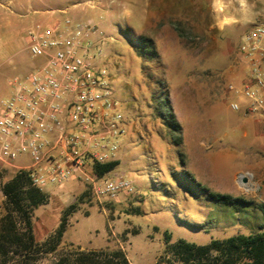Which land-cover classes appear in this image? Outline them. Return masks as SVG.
<instances>
[{"label": "rangeland", "instance_id": "1", "mask_svg": "<svg viewBox=\"0 0 264 264\" xmlns=\"http://www.w3.org/2000/svg\"><path fill=\"white\" fill-rule=\"evenodd\" d=\"M62 9L65 14L48 13ZM3 13L33 18L32 24L50 19L91 23L99 33L92 37L89 54L105 69L122 116L115 153L119 165L101 178L121 177L132 191L109 201L92 198L83 190L87 194L74 202L85 230L78 233L82 245L68 242L73 232L69 228L59 249L69 245L84 251L119 248L132 258L131 251L136 249L147 262L157 264L164 253L165 233L171 243L183 239L206 245L251 231L250 214L233 213L206 201L205 192H188L181 182L188 173L210 193L264 203V116L244 115L249 101L238 93L247 72L236 48L247 25L218 30L212 0H0ZM255 22L264 23V14L257 15ZM172 23H179L185 33L182 39ZM142 37L152 39L157 59L136 55L134 47ZM39 60L22 51V72ZM5 83L0 101L12 88ZM229 85L233 91L227 90ZM164 98L180 126L177 146L172 138L178 134L166 127L157 105ZM232 103L239 106L238 111L230 108ZM12 175L0 163V191ZM92 207L95 213L82 220ZM135 209L141 214L136 215ZM102 211L116 222L105 232ZM3 214L4 199L0 198V217ZM34 233L38 244L47 238L40 226ZM89 240L95 247H105L93 249L86 243ZM56 254H39L31 264H50ZM17 263L19 259L11 256L4 261Z\"/></svg>", "mask_w": 264, "mask_h": 264}, {"label": "built area", "instance_id": "2", "mask_svg": "<svg viewBox=\"0 0 264 264\" xmlns=\"http://www.w3.org/2000/svg\"><path fill=\"white\" fill-rule=\"evenodd\" d=\"M56 11L66 13H48ZM97 33L91 23L70 19L31 25L28 52L41 63L14 78L12 93L0 101V163L12 174L27 172L40 190L77 179L96 199L114 201L132 187L121 177H97L93 170L112 160L122 133L107 73L89 54ZM236 51L247 72L238 92L249 101L244 115L264 116V23L241 35ZM230 108L239 110L236 103ZM22 157L27 166L16 163Z\"/></svg>", "mask_w": 264, "mask_h": 264}, {"label": "trees", "instance_id": "3", "mask_svg": "<svg viewBox=\"0 0 264 264\" xmlns=\"http://www.w3.org/2000/svg\"><path fill=\"white\" fill-rule=\"evenodd\" d=\"M179 38L184 31L179 23H172ZM134 51L144 60L157 59L154 43L150 38H140ZM166 127L177 135L172 138L174 145L180 144V126L175 121L170 104L166 98L157 102ZM180 159L182 155H179ZM182 161V159H181ZM118 165L110 161L94 166V174L101 177ZM183 186L188 192L203 191L205 200L221 204L233 213L250 214L254 226L247 234H236L221 240H210L206 245H196L178 239L170 242L169 234H164V253L159 256L157 264H264V203H254L243 198L230 195L213 194L195 183L193 178L184 173ZM4 197V214L0 217V258L4 261L8 256L19 259L17 264H31L39 254L56 253L50 264H129L123 251L119 248L113 251L106 249L84 251L73 245L59 249L63 234L66 231L68 217L74 211L75 205L67 207L61 214L59 224L54 232L41 244L35 242L32 230L33 211L48 201L47 195L31 185L28 174L18 171L7 179L2 187ZM136 215L141 211L134 210Z\"/></svg>", "mask_w": 264, "mask_h": 264}, {"label": "crops", "instance_id": "4", "mask_svg": "<svg viewBox=\"0 0 264 264\" xmlns=\"http://www.w3.org/2000/svg\"><path fill=\"white\" fill-rule=\"evenodd\" d=\"M212 7L214 26L218 30L222 31L232 25H247V28L241 32L239 37L248 31L253 24L257 23H253L257 15L264 14V0H247V8H242L239 0H212ZM224 20H229L230 23L224 24L223 28H221L219 25ZM32 22L33 18H20L18 16L11 15L10 13H3L0 15V89L2 88V82L4 83V81L6 82L5 84L7 88H11V82L14 78L24 77L27 73H29L41 63L40 59L31 70L22 72V51L28 52L27 32L31 27ZM11 75H15L12 80L9 78ZM11 93L12 88L10 89L9 95ZM111 161H117L119 165V159L116 158L115 155ZM16 163H22V167H24L29 164V160L22 157V159H19V161L17 160ZM44 189L49 190L48 192H45ZM44 189H42V191L47 195L48 201L45 205L38 206L32 214V230L34 238L36 226H40V228L47 233L46 236L48 237L57 228L63 211L70 205L74 204V202L78 199V196L81 197L87 194V192H83V190H86L90 193L82 181L77 179L71 180L59 186H48ZM90 195L92 198H95L91 193ZM0 198L2 199V197ZM38 210H40V217L37 215ZM94 213L95 208L92 207L89 214L84 215L82 220L85 221ZM78 215L79 212L75 211L70 214L66 231L69 230V228H72L73 230L71 234L72 236L68 242L82 245V241H80V236H78V233H84L85 230L80 224L81 219L78 217ZM99 215L102 216V220H104V232L106 227L110 229L111 225L115 226L116 222L113 220L109 221L106 218V213L104 211H102ZM38 217L39 223H37ZM130 221L133 222L132 219H130ZM66 231L64 232L62 239L64 238ZM94 231L97 232V230ZM86 243L93 249L105 247V244L103 247H95L91 244L90 240ZM132 248L133 247H131V249ZM131 252L133 258L132 256L127 257V255H125L129 264H156V260L147 262L144 259V255L141 250L132 249Z\"/></svg>", "mask_w": 264, "mask_h": 264}, {"label": "clouds", "instance_id": "5", "mask_svg": "<svg viewBox=\"0 0 264 264\" xmlns=\"http://www.w3.org/2000/svg\"><path fill=\"white\" fill-rule=\"evenodd\" d=\"M239 3L241 5L242 8H247V0H239ZM230 23L229 20H224L221 22V24L219 25L221 28H223L224 24Z\"/></svg>", "mask_w": 264, "mask_h": 264}, {"label": "water", "instance_id": "6", "mask_svg": "<svg viewBox=\"0 0 264 264\" xmlns=\"http://www.w3.org/2000/svg\"><path fill=\"white\" fill-rule=\"evenodd\" d=\"M240 179H241L242 181H244V180L242 179V177H240Z\"/></svg>", "mask_w": 264, "mask_h": 264}]
</instances>
